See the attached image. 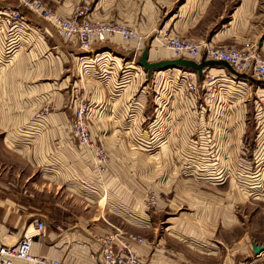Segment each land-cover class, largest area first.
<instances>
[{
  "label": "crops",
  "instance_id": "1",
  "mask_svg": "<svg viewBox=\"0 0 264 264\" xmlns=\"http://www.w3.org/2000/svg\"><path fill=\"white\" fill-rule=\"evenodd\" d=\"M56 1L59 4L52 8L65 16L85 8L94 21L127 25L137 31L138 38L125 41L118 35L97 44L92 49L95 53L90 55L100 53L110 58H103L98 66L95 63L84 67L81 57L85 53L78 44L63 39L49 22L33 12L22 7L25 18L17 21L14 28L0 17V243H18L27 231H36L37 222L42 221L45 231L35 238L32 251L35 255L59 259L63 264L100 263L102 251L98 237L116 232H121L122 239L129 235L145 239L143 243L130 241V246L151 264H208L207 259L216 254L202 251V260L195 261L187 258L173 241L167 243L171 236L188 244L184 235L194 230L183 224L185 220L191 221L187 216L169 225L157 246L144 235L105 227L98 219L101 208L97 204L103 199L135 200V190L131 188L135 179L134 163L117 161L114 155V148L123 144V140L127 144L129 132L117 129L114 123L110 127L100 124L110 118V122L119 120L124 126L125 107L132 103L126 99L115 103L116 109L112 108L110 117L104 113L91 115L95 124L91 126L92 144L77 145L72 140L74 119L71 122L63 89L67 87L70 94L81 83L76 80L79 72L95 76L96 70L103 68L104 74H109L124 59L129 60L125 63L129 67L149 43L151 61L171 59V52L152 40L157 28L161 29L159 33L169 31L184 39L215 45L243 46L250 42L264 55V0ZM11 2L0 1V10L10 8ZM216 71L225 73L226 68L207 69L208 73ZM253 85L264 86V81ZM54 105L59 108L57 112L47 113L41 119L34 117L40 109ZM243 132L241 140L249 143L246 131ZM99 146L105 151V161L98 158ZM143 170L142 190L145 191L150 186L149 166ZM191 192L181 188L177 198ZM177 200L172 199L169 205L176 208ZM196 216L200 220L214 219L223 226L231 223L232 217L229 212L218 215L213 210L205 215L204 209ZM205 233L198 235L205 238ZM14 264L32 263L18 259ZM223 264L244 263H232L226 258Z\"/></svg>",
  "mask_w": 264,
  "mask_h": 264
},
{
  "label": "rangeland",
  "instance_id": "2",
  "mask_svg": "<svg viewBox=\"0 0 264 264\" xmlns=\"http://www.w3.org/2000/svg\"><path fill=\"white\" fill-rule=\"evenodd\" d=\"M45 2L53 8L59 4L56 0ZM10 4V8H22L17 1ZM159 31L157 28L152 40L171 52V59L177 58L162 45ZM148 46L150 43L144 50ZM126 61L119 62L109 74H104L103 68L96 70V77L79 72L76 80L81 81L80 85L70 94L67 87L63 89L71 122L74 119L72 140L77 145H85L73 133L80 104L88 106L91 128L95 126L91 115L104 113L110 117L115 103L125 99L132 103L125 107L124 126L119 120L110 122V118L100 124L110 127L114 123L117 129L129 132L127 144L123 140L114 148V155L117 161L134 163L131 188L135 200H100L98 219L105 227L144 235L157 246L166 228L187 216L191 221L183 224L194 230L184 235L188 244L167 238V243L173 241L187 258L202 260L204 251L216 254L207 259L208 264H223L226 258L232 263L264 264V255L255 254L252 247V242L264 243V86H255L227 69L225 73H208L207 68L200 77L191 68L170 66L154 70L149 77L139 57L129 67ZM193 82L195 90L190 87ZM100 108L102 112L97 111ZM58 109L55 105L44 107L34 117L41 119ZM243 131L249 143L241 140ZM144 166L150 169V186L145 191L141 176ZM181 188L193 192L177 198ZM174 198L178 199L174 202L176 208L169 205ZM201 209L205 215L210 210L218 215L229 212L231 223L223 226L214 219L200 220L196 213ZM202 231L207 232L205 238L198 235Z\"/></svg>",
  "mask_w": 264,
  "mask_h": 264
},
{
  "label": "built area",
  "instance_id": "3",
  "mask_svg": "<svg viewBox=\"0 0 264 264\" xmlns=\"http://www.w3.org/2000/svg\"><path fill=\"white\" fill-rule=\"evenodd\" d=\"M13 1H17L23 8L49 22L63 39L78 44L85 53L81 57L84 67L94 65L98 61H102L103 58L106 60L110 58L100 53L90 55L93 47L97 44L107 42L114 35H120L125 41H133L138 38L137 31L127 25L94 21L85 8H78L71 16H65L48 6L45 0ZM0 17L4 18L8 26L14 28L17 21L25 18V14L22 8L15 7L0 10ZM158 37L164 47L172 50L174 57H183L198 62L204 58L224 60L230 63L236 71L247 73L264 81V55L253 43H245L243 46L215 45L184 39L171 33H159ZM8 48V51L11 52L10 47ZM190 87L195 90L196 83H191ZM88 119V106L80 104L73 133L85 145L92 144V132ZM97 154L100 161L106 160L102 146L97 148ZM44 231L45 224L38 221L36 231H27L18 243L14 245L0 243V264H13L15 259H22L32 264H63L59 259H51L33 253L34 240ZM130 241L143 243L146 240L135 235H129L126 239H122L121 232L98 237L102 261L97 264H151L131 248Z\"/></svg>",
  "mask_w": 264,
  "mask_h": 264
},
{
  "label": "water",
  "instance_id": "4",
  "mask_svg": "<svg viewBox=\"0 0 264 264\" xmlns=\"http://www.w3.org/2000/svg\"><path fill=\"white\" fill-rule=\"evenodd\" d=\"M149 50L150 48L147 47L141 57H140V63L144 66V68L148 71L149 77L152 76L154 70L165 68V67H185V68H191L198 72L200 77H203L204 71L209 67L219 66L226 68L230 73L237 76L238 78L242 79H248L252 81L253 83H260L263 82V80L256 79L252 75H249L247 73H240L236 71L233 66L224 60H217V59H202L200 62L187 59V58H174V59H164L160 61L151 62L149 57ZM253 252L255 254H260L262 251H264V244H259L257 242H253Z\"/></svg>",
  "mask_w": 264,
  "mask_h": 264
},
{
  "label": "bare ground",
  "instance_id": "5",
  "mask_svg": "<svg viewBox=\"0 0 264 264\" xmlns=\"http://www.w3.org/2000/svg\"><path fill=\"white\" fill-rule=\"evenodd\" d=\"M262 252H264V251H262ZM262 252H261V253H262ZM15 260H18V259H15ZM15 260H14V261H15ZM19 260H22V259H19ZM13 264H14V262H13Z\"/></svg>",
  "mask_w": 264,
  "mask_h": 264
}]
</instances>
